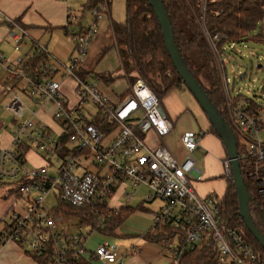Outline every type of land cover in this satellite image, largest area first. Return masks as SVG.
I'll list each match as a JSON object with an SVG mask.
<instances>
[{"label": "built area", "instance_id": "built-area-1", "mask_svg": "<svg viewBox=\"0 0 264 264\" xmlns=\"http://www.w3.org/2000/svg\"><path fill=\"white\" fill-rule=\"evenodd\" d=\"M197 2L204 14L209 0ZM107 11L105 3L92 8L91 24L79 28L75 27L77 16L68 14L73 49L62 66L49 62V53L39 42L34 43L31 58L9 60L0 52L1 94L7 99L5 108L15 117L9 145L0 142V183H12L15 188L8 195L17 193L23 199L22 204L7 210L9 219L0 227V245L11 242L25 252L48 256L46 264H80L83 259L114 263L117 258L108 243L95 241L88 248L95 229L87 226L85 234L72 231L71 215L56 209L60 203L86 207L103 220L116 211L108 203L116 186L129 181L136 189L146 186L148 200H162L152 213V227L168 225L175 231L171 240L162 243L171 254V264H177L185 250L208 242L217 249L218 264H258L251 245L222 223L223 196L210 192L200 197L191 185V179L201 175L192 156L200 134H182L186 155L178 161L164 146L149 148L146 144L150 130L164 136L173 125L161 115L159 97L142 78L128 83L127 91L116 101L99 90L101 80L84 62L97 22ZM3 22L0 9V24ZM11 24L14 49L19 50L21 36L27 33L14 20ZM201 29L221 78L228 124L238 138L239 164L246 178L264 193V87L261 91L248 88L249 96L239 89L235 95L228 87L224 67L225 58L236 55L247 37L236 41L226 32H209L204 25ZM24 96L36 109L29 107ZM39 113H47L55 127ZM31 150L40 154L43 164H27ZM223 171L226 180L232 181L228 158L223 161ZM51 191H55L57 203L47 209L44 200ZM132 195L126 194L128 202ZM127 252L137 254L139 247L131 245Z\"/></svg>", "mask_w": 264, "mask_h": 264}, {"label": "trees", "instance_id": "trees-1", "mask_svg": "<svg viewBox=\"0 0 264 264\" xmlns=\"http://www.w3.org/2000/svg\"><path fill=\"white\" fill-rule=\"evenodd\" d=\"M101 3H105L109 8L111 0H87L82 11H90ZM162 3L171 21L174 41L187 68L228 122L221 107L223 97L219 79L201 25H204L209 32L223 31L228 33L231 39L239 41L243 37H248L249 32L263 19L264 0H211L204 14L199 12L197 0H162ZM125 6V20L122 23H113V42L105 45L102 51L114 46L119 55L120 69L128 83L136 78H142L160 101L174 87L187 89L168 55L161 28L148 1L125 0ZM14 21L20 24L18 19ZM20 25L24 28L22 24ZM116 75L96 74L105 83L111 82ZM211 131L218 136L213 127ZM234 135L237 151L240 152L237 135L235 133ZM240 170L250 197L252 221L264 235V193L253 180L246 178L242 165ZM137 208L143 209L137 205L113 210L103 220L86 207L60 203L56 210L79 218L78 226H90L100 235L112 236L116 234L123 219ZM220 219L227 227L234 228L251 245L257 255L258 264H264V249L238 213L237 193L232 181H227L220 207ZM174 233L175 231L168 225H163L152 227L143 235V238L163 243L171 240ZM27 253L35 264H46L48 261V256ZM217 255L216 247L208 242L182 252L177 264H218ZM80 264L92 263L83 259Z\"/></svg>", "mask_w": 264, "mask_h": 264}, {"label": "crops", "instance_id": "crops-1", "mask_svg": "<svg viewBox=\"0 0 264 264\" xmlns=\"http://www.w3.org/2000/svg\"><path fill=\"white\" fill-rule=\"evenodd\" d=\"M86 1L87 0H0V9L4 15V22L0 24V52L9 60H13L17 56L31 58L34 53V43L39 42L47 49L49 53L48 60L50 63L58 66L67 64L68 57L73 49V42L70 33L67 31V16L69 13H73L77 16V24L79 26L74 25L76 28L87 26L88 24H85L84 22L86 21V15L90 16V14H88L89 11H82ZM125 9V0H111L104 18L97 22L98 30L94 37H96L99 31L102 30V33L111 35L109 44L112 43V25L114 22L122 23L125 20ZM106 16L110 19L108 24L104 23L100 25V23L105 20ZM15 19L19 20L27 33L26 35L21 36L19 50L14 49V41L10 35V31L14 28L11 21ZM102 49L101 60L92 64L88 63V68H93L94 70L97 65L105 63L106 58H110L111 55H115L119 59L118 52L114 46H111L105 51H102ZM112 51L114 52L112 53ZM114 68L108 66L107 68L105 67L104 70L101 69L98 72H94L96 74H117L112 72ZM118 68L120 69V59ZM2 76L3 70L0 69V80ZM120 76L124 77L122 70L121 73L117 74L111 82L105 84L113 85ZM127 89L128 85L126 89L117 94V97L110 96L112 95L111 92H114L113 90L109 92V96L107 94L106 96L110 100L116 101L125 94ZM161 106L165 112V117L172 122V130L164 136H159L154 130H150L145 136L147 146L149 148H154L160 144L164 146L175 159L182 161L186 155L181 143L182 134L188 131L199 133V146L192 153V156L196 160V165L201 170V175L198 178H192L191 185L195 193L200 197H203L210 192H215L220 196H223L227 188V180L224 177L223 171V161L227 158L226 150L220 137L211 131L212 125L195 97L189 90L183 87H174L163 96ZM39 116L49 126L55 127L54 122L47 113H39ZM9 142L10 133H8L6 137L5 145H9ZM29 157L33 159V162H30ZM27 158V164L29 162L30 166L43 164V160L36 150L28 151ZM126 183L127 182L121 183L116 186L108 202L111 208L118 210L127 206L125 203H122L121 200L125 197L124 199H126V203H128L126 194L134 192L126 191ZM139 200L140 203H138V206L151 213L148 214V217H143V221L140 222L141 224H139V226L137 225L138 227L134 229L135 232L144 233L150 228L152 213L155 210L143 206L144 203L152 201L147 199V194L142 195ZM4 211L5 209L0 215V220L4 218L7 213V211ZM2 215L3 217H1ZM101 241L108 243L107 240ZM131 245H137L139 247V252L137 254H130L127 252ZM110 247L117 258L116 262L107 263L105 261L94 260L91 263L171 264V254L163 244L149 241L145 238L138 244L134 242L127 247L122 248L119 252L116 251V245ZM165 249L167 250V253H164ZM0 264H35V262L31 256L18 245L7 242L0 245Z\"/></svg>", "mask_w": 264, "mask_h": 264}, {"label": "rangeland", "instance_id": "rangeland-1", "mask_svg": "<svg viewBox=\"0 0 264 264\" xmlns=\"http://www.w3.org/2000/svg\"><path fill=\"white\" fill-rule=\"evenodd\" d=\"M125 13H126V9H125ZM88 14H90V12ZM90 16L86 15L85 18L86 21L84 22L85 24L88 25L91 24L92 16L91 17ZM109 20L110 19L107 18L106 16L105 20L103 22L101 21L102 23H100V25L104 23L108 24ZM110 40H111L110 34L102 33V30L99 31L98 35L93 38V40L91 41L88 47V55L84 62L86 66L87 65L89 66L88 63L92 64L95 62H99V60H101V49L104 45L109 44ZM237 50L238 53L236 55H232V57L225 58L224 60L226 78L228 79V87L230 91L233 92L235 95L238 94V90L241 89L243 95L249 96L250 92L248 91V88L252 90L258 89L259 91H261V89L264 87V17L262 20L259 21L258 26L249 32V36L245 38V40L241 44H239ZM113 52L114 51H112V53ZM258 64H262V66L257 67ZM108 66H111V68L115 67L112 72L117 74L121 73V70L118 68L119 59L115 55H111V57L110 58L108 57V59L106 58V62L103 63L102 65H97L94 68V71L98 72L101 69L104 70L105 67L107 68ZM216 72L219 79L220 75H218L219 72L217 69ZM242 72H245V75L239 77V74H241ZM127 83H128L127 80L123 76H120L113 85H108L105 84V82L101 81L99 83L98 88L103 94L105 95L107 94L108 96H109V92L113 90L114 92H111L112 95L110 96L117 97V94H119L120 91L127 88L128 85ZM219 83L223 97L221 107H222V111L224 112V115L227 118L228 105L224 96V90L220 80ZM6 100L7 99L4 98L3 95L1 94V83H0V142L3 145L6 144V137L13 128L14 119H15L13 114L8 109L5 108ZM24 100L27 102V104H29L30 108L36 109V106H32L31 102L28 100L26 96H24ZM29 159L30 162L33 160L30 157ZM53 170H54L53 167L49 168V171L51 173L53 172ZM14 188L15 186L12 183H0V215L4 209L5 211H7L13 204L18 205L23 203V199L19 195H17V193L15 194L13 193L10 196L8 195L7 191ZM146 188H147L146 186L142 185L138 189H136L133 186V184L128 181L126 183V191L134 192V193L131 197L130 202L126 203V199H124L125 198L124 197L123 198L124 200L123 199L121 200L122 203H125V205L127 206L136 207L138 203H140L139 200L140 197L148 193L147 192L148 189ZM56 203H57V195H55V191L49 192L44 200L45 208L50 209L56 206ZM162 204L163 202L161 199L154 198L152 199V201L148 203H144L143 206L151 210H156ZM8 214L9 212L6 213L4 218L0 220V227L3 225L4 221H7L9 219ZM148 214H151L150 211L143 210L140 208L131 211L123 219L115 235L105 236V235H100L99 233L96 232V234L92 236L91 241L88 242L87 244L88 248H92L94 245H96V243H94L95 241L107 240L110 246L116 245L117 246L116 251L119 252L122 248H125L134 242L137 244L140 243V241L144 240L143 235L153 226L152 217H151L150 228H148L144 233L135 232L134 229L138 227L139 224H141L140 222L143 221V217H148ZM1 217H3V215ZM69 222L74 225L72 231H77V232L81 231L84 234L87 233V229H88L87 227L77 226V224H79V218L71 216L69 218ZM165 250L164 253H167V250L166 251ZM92 264H94V262Z\"/></svg>", "mask_w": 264, "mask_h": 264}, {"label": "water", "instance_id": "water-1", "mask_svg": "<svg viewBox=\"0 0 264 264\" xmlns=\"http://www.w3.org/2000/svg\"><path fill=\"white\" fill-rule=\"evenodd\" d=\"M152 7L153 12L157 18L159 26L161 28L165 48L170 56L172 63L179 74L182 82L186 85L187 89L195 97L202 110L205 112L212 127L220 137L225 150L227 158L231 165L232 182L235 186L238 199V213L244 219L245 224L254 238L264 249V235L255 227L251 213H250V197L247 192L244 179L241 174L240 164L238 160V151L236 146V138L233 130L229 126L228 122L224 119L218 108L212 103L209 96L205 92L201 84L193 77L189 69L187 68L179 49L174 41V33L169 16L164 8L162 0H147ZM258 64L257 67H261ZM244 73H241L242 76ZM159 111L162 116H165V112L162 106L159 107Z\"/></svg>", "mask_w": 264, "mask_h": 264}]
</instances>
